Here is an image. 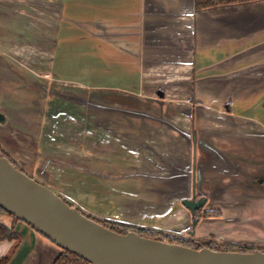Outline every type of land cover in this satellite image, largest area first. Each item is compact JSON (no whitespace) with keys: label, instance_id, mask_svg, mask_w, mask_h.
Segmentation results:
<instances>
[{"label":"crops","instance_id":"crops-1","mask_svg":"<svg viewBox=\"0 0 264 264\" xmlns=\"http://www.w3.org/2000/svg\"><path fill=\"white\" fill-rule=\"evenodd\" d=\"M0 46L63 86L59 97L84 95L83 108L42 116L39 131L54 139L35 153L45 172L59 162L83 177L86 205L106 218L183 233L180 200L197 171L264 158V0H0ZM15 230L17 242L0 240V257L16 244L7 264H52L62 252L22 221Z\"/></svg>","mask_w":264,"mask_h":264},{"label":"water","instance_id":"water-1","mask_svg":"<svg viewBox=\"0 0 264 264\" xmlns=\"http://www.w3.org/2000/svg\"><path fill=\"white\" fill-rule=\"evenodd\" d=\"M5 123L6 116L0 112V125ZM190 202L188 197H183L180 203L193 214ZM0 208L62 251L84 259L86 264H264V251L261 250L193 249L143 237L134 231L115 232L69 205L1 155Z\"/></svg>","mask_w":264,"mask_h":264},{"label":"rangeland","instance_id":"rangeland-1","mask_svg":"<svg viewBox=\"0 0 264 264\" xmlns=\"http://www.w3.org/2000/svg\"><path fill=\"white\" fill-rule=\"evenodd\" d=\"M7 35L10 37L14 36L11 32H7ZM11 53L12 51L8 50V48L0 46V112L4 113L6 116L5 125H0V147H2L5 152L20 157V160H32V168L34 169L33 171L39 175L38 178L46 179L51 185L57 187L58 191L70 200L71 206H74L83 213H87L88 215L98 219L123 223L124 221L116 219L117 217L115 219L106 218L103 214H101L102 212L86 205V198H88L89 195L83 192V177H80L79 175L74 177L66 175L60 167L62 163L59 162H56L55 164L51 163L50 165H52V169H47L48 171L45 172L44 166L46 163L43 152L40 151L41 153L37 156H32L33 151L36 152L39 148L40 150L46 148L43 147V140L47 139V141H50L51 139H54L53 135H50L48 130V132L46 131V135L41 134V131H39V125L43 120L42 116L46 117L47 115V118L48 116L52 117V113L56 112V110L60 107V103L66 105L75 103L78 106L81 104V108H83L84 95L81 94V92L66 91L65 94L61 95L62 97H59V91L63 90V86L58 84L56 81L49 80L51 76L43 75L41 70L37 68H31L33 70H29L28 68H30V66H28L25 59L22 61L15 58ZM4 88L9 89V91H5ZM60 100H64V102H60ZM21 115H23L24 123L19 118ZM31 118L34 119L31 120ZM59 131L60 133H68L66 128ZM240 134H242V132L238 133V135ZM60 137V135L56 137L57 142L62 139V137ZM241 144L242 143L238 141L237 150L240 149ZM77 147L75 151L79 150V146ZM62 148H65V145L60 143L59 145L55 144L53 146V150H56V152L59 151V153L62 152ZM81 148H83V146H81ZM240 151L241 150H238V154ZM77 152L80 153V151ZM49 153L50 152L46 154ZM62 154L63 153H61V155ZM65 157L66 155L63 156V158ZM31 158H34V160ZM66 160H64L65 163ZM70 163H72L74 168L76 167L77 169H81L83 161L78 159V161H70ZM29 166L31 168V165ZM72 172L74 173V171ZM54 192L57 193L56 191ZM234 199H236V197H234ZM90 200L91 199L89 197L88 202H90ZM257 202L258 207L243 209L236 207L230 209V211L225 214L229 216L241 214L242 218L248 217L249 219H247L243 224H231L229 226H231L232 229H240L239 237L243 238L237 239L240 244H246L250 248L262 251L264 250V206L260 205L262 204L260 200H257ZM0 220L9 226L13 225L14 232H16V222L20 221L3 214H0ZM210 227L216 228L217 225L211 224ZM177 228H180V226H177ZM198 233L200 234L199 236H201L202 232L199 231ZM223 242L224 244H228L227 240Z\"/></svg>","mask_w":264,"mask_h":264},{"label":"flooded vegetation","instance_id":"flooded-vegetation-1","mask_svg":"<svg viewBox=\"0 0 264 264\" xmlns=\"http://www.w3.org/2000/svg\"><path fill=\"white\" fill-rule=\"evenodd\" d=\"M0 154L18 170L56 191L64 201L71 204L70 200L60 193L57 187L51 185L46 179L38 178L39 175L33 171L32 160H20V157L5 152L2 147H0ZM32 156H36L34 151ZM213 157V164H222L221 158L214 155ZM31 159L34 160V158ZM206 162L205 164L208 165ZM230 162H232L231 168L225 167L218 171L219 174L207 176L202 173V169H199L203 162L195 161V165L198 166L200 171L194 174L192 178L194 181L189 191L184 195V197L191 200L190 206L194 207L193 214L191 210L180 203L189 218L184 232L179 234L162 231L164 234L173 233L171 235L199 240L201 245L206 248L215 243L224 244L223 241L225 240L228 244L249 247L238 242L237 239H243L239 237L240 229H232L229 226L231 224H243L249 218H242L241 214L229 216L225 213L236 207L240 209L258 207L257 200L264 204V158L260 159L256 154H248L247 158L243 160L231 159ZM29 165H31V168ZM243 166L245 167L243 168ZM203 182L206 185L201 186ZM262 204L260 205L264 206ZM211 224H216L217 227L211 228ZM199 231L202 232L201 236H199Z\"/></svg>","mask_w":264,"mask_h":264},{"label":"trees","instance_id":"trees-1","mask_svg":"<svg viewBox=\"0 0 264 264\" xmlns=\"http://www.w3.org/2000/svg\"><path fill=\"white\" fill-rule=\"evenodd\" d=\"M234 1H244V0H196V6L197 7H207L211 5L221 4V3H228V2H234ZM3 156L2 154H0ZM4 157V156H3ZM70 205V203H68ZM81 211V210H80ZM82 212V211H81ZM83 213V212H82ZM0 214L7 215L13 219H17L13 215L7 213L2 208H0ZM87 217L93 219L94 221L100 223L101 225L115 231L121 234H125L128 231H134L140 236L151 238V239H159L166 242H171L183 246H187L193 249H200L203 246L201 245L200 241L192 240L180 235H171V234H164L161 230H155V229H149V228H142V227H136L133 225H129L126 223H120L116 221L111 220H103L98 219L96 217H93L91 215H88L87 213H83ZM18 234L14 232L13 225H7L2 220H0V240H16L17 242ZM16 244L14 243V246L12 249L8 252V254L0 257V264H7L8 259L10 258V255L15 249ZM208 248L213 250H224V251H239V252H251L254 251V248L246 247V246H238V245H232V244H214L211 246H208ZM264 251V250H262ZM87 261L84 259L68 252V251H62L59 256L56 257V259L53 261L52 264H86Z\"/></svg>","mask_w":264,"mask_h":264}]
</instances>
